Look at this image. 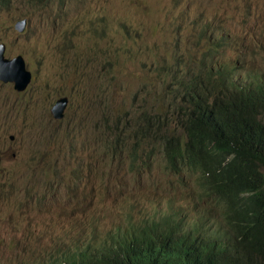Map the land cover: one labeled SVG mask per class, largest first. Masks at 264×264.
I'll use <instances>...</instances> for the list:
<instances>
[{
    "label": "rangeland",
    "instance_id": "374dc122",
    "mask_svg": "<svg viewBox=\"0 0 264 264\" xmlns=\"http://www.w3.org/2000/svg\"><path fill=\"white\" fill-rule=\"evenodd\" d=\"M203 21L222 41L197 36ZM176 29L214 53L213 61L235 66L236 76L252 69L254 53L263 55L255 67L264 71V0H13L10 11L0 10V42L9 44V55L25 53L38 62L37 83L19 101L49 115L55 97L70 92L79 112L64 126L45 115L47 126L36 121L28 127L12 110V90L0 87L5 145L10 134L17 136L15 160L3 151L11 166L1 172L0 185L11 177L16 185L26 181L13 193H0V264H38L80 230L74 220H90L106 207V230L125 218L132 203L160 202L166 210L175 177L163 162L132 163L128 152L119 151L102 165L92 161L111 135L107 120L134 109L140 82L157 78L152 67ZM47 170L57 175L50 187Z\"/></svg>",
    "mask_w": 264,
    "mask_h": 264
},
{
    "label": "clouds",
    "instance_id": "9594fccd",
    "mask_svg": "<svg viewBox=\"0 0 264 264\" xmlns=\"http://www.w3.org/2000/svg\"><path fill=\"white\" fill-rule=\"evenodd\" d=\"M28 2L33 5L44 3L29 0ZM10 9L6 11H10ZM19 27H21L20 24L17 28ZM206 27L211 38L207 36L205 39H210L214 43L222 41L215 37L210 29V24L205 21L200 23V28L196 32L197 36ZM101 30L103 33L105 32L104 27ZM199 37L201 38V36ZM191 40L182 30H175L171 43L164 48L163 53L158 54L152 67L157 78L154 80L146 78L140 82L139 93L142 97L138 104H134V109L131 111L125 109L123 113L118 114L114 121L107 120L105 126L109 128L111 135L106 139L105 149L94 157L92 163L102 165L108 159L116 158L117 151L120 154L124 152L130 154L133 148H136L140 156L136 160H131L132 163L144 158L145 155H142V152L163 155L170 152L173 147H181L192 152V146L188 148L185 146L187 137L179 124L175 122L171 125V128H168L167 125L162 123V130L175 138L164 137L162 133L155 130L152 120V117L158 113L162 114L164 111L191 114L192 108L189 101L192 99L202 101L212 116V123H215L221 113H228L233 117L236 115L246 117L251 135L250 143L255 147H264V71L255 67L257 57L262 58L263 55L254 53L252 56V69L245 73L243 77H239L235 75L237 71L235 66L231 67L228 62L213 61L214 53H211L203 45L207 51L201 57L195 42L192 43ZM250 43L249 41L248 47ZM0 45H4V59L12 62L21 58L23 70L27 74V78L19 86L13 80L3 81L0 79V87H9L12 90L15 96V100L12 102V110L16 115H20L22 120L26 121L28 127L35 125L36 121L40 126H47L46 116L59 126H64L73 115L77 116L79 114L77 110L72 108L74 96L70 92H63L55 97L49 115H46L39 107L31 110L26 109L23 102L19 100L30 93L37 83L39 76L38 62L34 56L25 53H18L14 56L9 55V44L7 42H0ZM252 48H254V44H252ZM30 60L34 62L33 68L29 63ZM252 70L255 73L253 79ZM158 105L165 108L159 111ZM126 139L131 140L130 145H126ZM7 142L8 146L5 145L4 133L0 130V174L11 166L10 163H5L3 151L9 152L12 155V160H15L17 156L15 152L17 136L10 134ZM152 162L157 163L154 159ZM158 162L162 163L161 160ZM262 170L264 171V169ZM22 173H26V170H23ZM166 173L168 172L166 171ZM53 174L57 176L56 172L46 171L49 181L46 183L47 187L53 184L51 182ZM177 179L178 177H175V180L170 183L174 193L171 197L165 199L167 205L165 211H163L160 202L142 201L141 203H132L130 211L125 213V218L108 230H106L107 227L102 225V220L111 207L104 208L100 213H94L91 215L90 220L84 221L80 217L73 222L74 228H80V230H75V236L62 242L61 246L56 244L53 248L55 253L48 258L40 259L38 264L44 260L52 259L58 260L57 264L87 262L94 256L98 246H107L111 236L115 235H119L120 240H122L125 237H139L142 231L149 229H158L169 235H188L191 232L192 224L196 223L198 219L200 221L204 220V216L209 214V209L203 203L195 204L191 201L189 197L191 187L189 186L192 183H189V186H184ZM14 182L15 179L11 177L9 182L0 185V193H13L15 188H21L26 181H18L17 185ZM47 187L45 186V189ZM179 198L182 199V202H178ZM146 200H149V198H146ZM171 206L181 207L183 211L176 216L169 229L155 227L154 222L161 215L169 213ZM247 244L248 255L252 257L256 264H264V227L256 228L250 232L247 236ZM44 252L33 254V257L42 255ZM158 256L157 259H153L154 263H157L158 259L162 257L160 253Z\"/></svg>",
    "mask_w": 264,
    "mask_h": 264
},
{
    "label": "trees",
    "instance_id": "16d2710c",
    "mask_svg": "<svg viewBox=\"0 0 264 264\" xmlns=\"http://www.w3.org/2000/svg\"><path fill=\"white\" fill-rule=\"evenodd\" d=\"M12 5L13 0H0V10H9ZM207 30L203 28L199 36L211 38ZM195 45L203 57L206 49L199 43ZM189 103L191 114L164 111L152 120L155 130L164 137L175 138L162 130V123L168 128L175 122L179 124L187 137L185 146H192V152L173 147L163 155H142L146 162L161 160L166 171L184 186H189L188 177L192 182L191 201L205 204L209 214L192 224L188 235L149 229L139 237L120 240L119 235L111 236L107 246H98L94 256L81 264H256L247 253V236L264 227V147L250 143L246 117L221 113L212 123L201 100ZM128 156L136 160L140 155L133 148ZM182 211L181 207L171 206L154 226L169 229ZM159 253L162 257L154 263ZM57 263L52 259L40 264Z\"/></svg>",
    "mask_w": 264,
    "mask_h": 264
},
{
    "label": "water",
    "instance_id": "95a60500",
    "mask_svg": "<svg viewBox=\"0 0 264 264\" xmlns=\"http://www.w3.org/2000/svg\"><path fill=\"white\" fill-rule=\"evenodd\" d=\"M3 55L4 45H0V79L3 81L7 79L13 80L18 86L23 84L27 74L23 70L21 58L10 62L5 60Z\"/></svg>",
    "mask_w": 264,
    "mask_h": 264
}]
</instances>
